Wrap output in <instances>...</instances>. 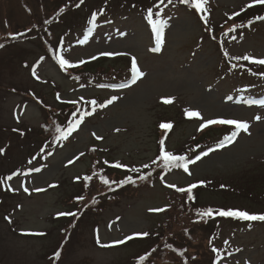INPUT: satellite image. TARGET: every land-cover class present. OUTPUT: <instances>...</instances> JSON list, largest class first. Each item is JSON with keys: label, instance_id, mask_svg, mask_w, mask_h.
<instances>
[{"label": "rangeland", "instance_id": "1", "mask_svg": "<svg viewBox=\"0 0 264 264\" xmlns=\"http://www.w3.org/2000/svg\"><path fill=\"white\" fill-rule=\"evenodd\" d=\"M157 1L0 0V44L4 45L0 48V149L4 150L0 177L19 173L0 185V264H134L159 243L162 247L145 264H217L213 247L219 251L218 264H264L263 222L221 217L198 221L190 209H176L170 216L169 211H150L173 203L167 184L206 181L199 206L264 213V119L255 120L257 115L264 118V106L244 103L264 100V76L259 75L264 73L263 65L244 73L230 68L219 43L205 33L191 8L166 1L155 9ZM251 2L208 0L209 24L220 28L233 11ZM149 8L160 12L154 19L167 22L158 52L152 51L155 35L146 19ZM21 32L26 35L16 39L9 35ZM85 36L87 41L79 43ZM199 36H204L203 41ZM221 41L230 57L264 58V22ZM101 52L123 54L100 56ZM58 55L74 64L87 62L65 71ZM133 56L145 76L130 87H116L117 81L130 83ZM33 68L39 79L32 75ZM113 96L120 99L99 107ZM166 97L173 102L163 103ZM93 99L96 106L87 103ZM73 100L82 109L85 106L84 111L94 109V114L85 117L66 140H51L43 124H50L53 115L61 116L66 131L68 123L84 112L76 111L78 103L73 110L68 107L74 104L66 101ZM185 109L198 110L204 120L247 121L249 132L241 131L223 148H216L220 139L213 140L228 132L225 127L206 132L208 136L201 139L212 142L210 148L216 150L191 165L190 176L171 172L155 185L140 180L122 187L113 184L114 190L91 182H84L85 189L76 179L97 176L96 171L108 173L110 181L134 178V172L111 165L119 162L140 172L148 170L143 166L151 164L161 138L169 151L187 152L200 135L196 131L202 120L187 117ZM163 122H172L175 129L169 134L159 129ZM35 168L41 171H31ZM37 188L44 190L33 191ZM82 192L84 200L78 201ZM60 212L77 215L57 216ZM145 231L149 237L113 243ZM97 234L101 244L112 246L98 245ZM57 250H61L59 261L53 259Z\"/></svg>", "mask_w": 264, "mask_h": 264}, {"label": "snow or ice", "instance_id": "2", "mask_svg": "<svg viewBox=\"0 0 264 264\" xmlns=\"http://www.w3.org/2000/svg\"><path fill=\"white\" fill-rule=\"evenodd\" d=\"M172 2V0H168V3L170 4ZM80 4L84 3V0H79ZM160 3L163 4L164 0H160ZM181 4L184 5H189L191 8H194L198 13H206L207 12V8L206 5L208 3V0H180ZM254 5H264V0H252L251 3L247 4L245 9H241V11H245L247 8H251ZM77 7H79V4L77 5ZM61 11H63V9H61ZM160 16V12H153L152 9H148L147 11V16L146 19L148 21V24L151 27L152 32L155 35V47L152 49V51L154 52H158L161 50V47L164 43V30H165V26H166V21L163 19H154L153 16ZM240 13L236 12L233 13L232 17H229V19H232L235 16H239ZM96 18V13L92 14V20L94 21ZM201 19L207 23L208 21V16L207 15H202ZM254 20H258V21H264V16H256L254 17ZM92 21H90L91 23ZM253 21H249V25H251ZM45 23H47V21H45ZM236 26H233L231 28H229V31H235ZM32 29L29 28L27 29V32H31ZM91 31V30H89ZM11 36L12 39H16L19 36H24L26 35L25 32H21V33H17V34H9ZM233 39H235V37H233ZM87 41V36H85V38L81 41H79V43L83 44ZM4 45L0 44V48H2ZM123 53H113V52H101L99 55L100 56H113V55H122ZM227 55V53H225ZM59 66L61 69L67 71V69L69 68H74V67H78L79 65H82L84 63H86L87 61L85 60H79L78 62H76L75 64L70 62L68 59H65L63 56L58 55L56 57ZM92 60L97 59L96 56L91 57ZM233 59L236 60H244V61H248L250 63L253 64H257V65H264V58H256L252 55H248L245 54L242 57L241 56H236L233 57ZM233 67H235V65H233ZM130 72H131V80L130 83L126 82V83H122L120 85H117L116 87L119 88H127L130 87L131 84H135L137 82L138 79H141L142 77L145 76V73L140 69V67L138 66V62L136 57H131V68H130ZM32 75L34 77H37V79H39V77L37 76L36 73V69L33 68L32 70ZM259 75L264 76V73H259ZM57 99H60V96L57 95ZM81 99H83V97H81ZM120 99V97L117 96H113L109 99L106 100L105 103L103 104H99L100 108H105L108 105L113 104L116 100ZM229 100L232 99L231 96L228 97ZM67 103H72V104H77L78 102L73 100V101H66ZM173 102V98L172 97H166L163 98V103L165 104H170ZM87 103H89L92 106H96L97 105V101L95 99L88 101ZM244 103L247 104H259L261 106H264V100H251V99H247L244 100ZM94 114V109L93 111H84L79 118H75L73 121L68 123L67 126V130H61L60 128H57V132L60 133V135L57 137V140H66L74 131L78 130L80 125L84 122L85 117L91 116ZM185 115L189 118L192 117H196L202 120V123L199 124L198 127V131H203L204 129H206L208 126L210 125H230V126H234L233 131H231L230 134H227L223 137L222 140L219 141V143L216 145V148H223L225 146H227L228 144L233 143L236 138L238 137V135L241 133V131H243L244 133H248L249 132V128L250 125L247 121H241V120H237V119H225V118H218V119H208V120H204L201 113L198 110H190V109H185ZM73 117H76V113L73 112L72 114ZM262 118L261 116L257 115L255 117V120L260 121ZM159 127L161 129L164 130H170L172 129L173 125L170 122H163L159 125ZM116 131H119V129H117ZM93 135L95 136V133H93ZM95 138L97 140H101L102 137L100 136H95ZM216 148H209L206 151H202L198 154H195L193 157L189 158L187 155L185 154H181V155H177L174 154L171 151H167L166 147H165V138H161L159 140V155L153 159L151 161V164H145L143 167L144 168H150L152 165H157L158 162H161V166L164 169H168L169 171L172 169H182L185 173H187L189 176L192 175L189 165H193L196 164L198 161H200L203 157L208 156V154L212 151H215ZM94 150V149H93ZM3 149H0V154H3ZM194 151V150H192ZM80 155L82 156L83 153H80ZM79 157H77L78 159ZM72 160H69V163H72ZM29 163H31V161H29ZM104 163H108L107 161H105ZM112 167L115 168H126L129 172H134V173H139L141 171V169L139 168H128V166L123 165L119 162H116L115 164L111 165ZM31 171H35V172H39L41 171L40 168H35L32 169ZM19 173H13L12 175H9L7 177H0V185H3L5 183H7V181H11L13 179V176L18 175ZM93 175H99V179L101 181V183L103 185L108 186L109 190H114L112 188L113 184H116L117 186L122 187L125 184H135V179L131 176L128 175L126 176L123 180L121 181H115L112 180L110 181L107 176L104 175H100L98 173H93ZM151 175V173L148 174H142L138 177V179L140 180H146L148 178V176ZM77 180H80V177L76 178ZM93 176L92 175H85L83 177V180L85 182H89L92 181ZM163 176L161 177V180L163 181ZM204 181H199L198 183H192L189 184L187 187H177L175 184H167V187L169 188H174L175 191H177L178 193H186L187 194V199L189 201H194L195 200V196L193 195V189L197 188L198 185H204ZM23 187L24 192L28 193L29 189L27 187ZM50 187H52V185H50ZM221 187H225L224 185H221ZM9 190L11 191H16V189H11L9 187ZM44 189H33V191L36 192H40L43 191ZM76 199L78 201H82L84 200L83 196H79L76 197ZM95 202V201H93ZM150 211H163V209H150ZM77 213L76 212H60L57 213V216H76ZM196 215L201 219V220H205V219H214L216 217H222V218H231L234 220H240V221H248V222H254V221H259V222H264V213H250L247 210H241L239 208H223V207H219V208H213V207H206L203 209H198L196 212ZM5 219H9L8 217H5ZM119 218H117L118 220ZM9 222H11L9 220ZM109 227H111V225H109ZM98 233V230H97ZM33 235H45V233H32ZM150 233L149 232H135L131 235L125 236L123 239L121 240H116L113 243L117 244V245H123L129 241H132L133 239L136 238H146L149 237ZM97 244L100 245L101 247H110L112 245H106V244H101L100 243V239H99V235L97 234ZM225 243H228L227 241H225ZM156 249L153 248L151 250V252H146L144 255H139L138 256V260H137V264H145V262L149 259V257L152 255L153 252H155ZM212 251L214 253L217 254V264H218V260H219V251L218 249H216L215 247L212 248ZM237 251H239V249H237ZM181 256L184 255L183 252L180 253ZM61 258V250H57L54 252L53 254V259L55 261H59V259Z\"/></svg>", "mask_w": 264, "mask_h": 264}, {"label": "trees", "instance_id": "3", "mask_svg": "<svg viewBox=\"0 0 264 264\" xmlns=\"http://www.w3.org/2000/svg\"><path fill=\"white\" fill-rule=\"evenodd\" d=\"M178 1L180 2V0H178ZM241 9H245V7L244 8H240V9L236 10L235 12H233V13L239 12L240 13L239 16H235L232 19H229V17H232L233 16V13L231 15H229L225 19V21L218 26L220 28H217L215 26H209L208 31H207V34L210 36V38L212 37L214 40H219V37L220 36H224V34L226 33V31L229 30V28H231L233 26H236L237 28L245 27L249 23V21H255L254 20V17H256V16H264V5H254L251 8H247L245 11H241ZM115 75L116 74H114V76ZM78 106L79 107H82L81 104H79V103H78ZM68 107H70L73 110L77 106H75V105H68ZM65 110H66V107H65ZM64 117H66V114L64 115ZM61 121H62L61 116H59V115H53L52 122L50 124H47V123H44L43 124V130L46 132V134L48 133V136L50 138H52L53 140L54 139H57V137L60 134L59 132H57V128H60L61 130H63V126H62ZM158 125H160V124H158ZM201 136L202 137H207L208 134H206V132H202L200 135H198V137L194 141H192L190 143V144H192V148H188L187 150H194L195 147H197L198 144H201L204 141L203 139H201ZM108 168L110 169V167H108ZM166 170L167 169H164L161 166V162H158V164L155 165L152 168V170L150 172L151 175H149L146 180H141V184H144V183L153 184V182L155 181L156 176H158L161 172H164ZM114 171L116 172V174H118V173L119 174H122L121 173V170H119V169H116ZM96 173H98L100 175L107 176V178L109 179V174L107 173V175H106V172L96 171ZM98 176L99 175L94 176L93 179H92V181H89V182H91L92 185H96L97 183L100 184L101 181H100V179H99ZM135 181H137V179H135ZM84 182L85 181L82 178L81 183L83 184L84 188L86 189V186L84 185ZM177 187H181V186H177ZM255 187H261V186L255 185ZM106 188H107V190H109L108 186ZM112 188H113V185H112ZM202 190H203V187H200V186H198L197 188L193 189V195L195 196V200L194 201H189L187 199V194L186 193H178L176 191L177 193L175 192L174 196L172 197L173 203H172V205L168 206L166 212L169 211L170 212L169 216H170L173 213L172 211H174L176 209H180L181 211L189 210L190 209L191 211H193V213L191 214V217L197 216L196 215V212H197L198 209L206 208V207H203L201 205L200 206L198 205L199 204V200H200L199 197H198L199 196V192H203ZM84 192L81 193L82 196L85 195ZM195 206H199V207H195ZM207 207H212V206H207ZM169 216H168V218H169ZM195 220H198L199 221L201 219L197 216ZM195 222H197V221H195ZM168 228L169 229H172L173 228V225L172 224H169ZM159 245L162 247V243H159ZM159 245H157V244L152 245V247L149 249L148 252H151V250L153 248H155L156 251H158L159 250V247H160ZM174 251L177 252V253H179V251L176 250V249H174ZM149 259H150V257H149ZM134 264H137V262L134 263Z\"/></svg>", "mask_w": 264, "mask_h": 264}]
</instances>
